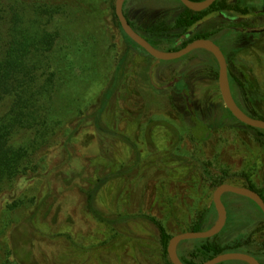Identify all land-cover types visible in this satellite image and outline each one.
I'll return each instance as SVG.
<instances>
[{
	"label": "rangeland",
	"instance_id": "1",
	"mask_svg": "<svg viewBox=\"0 0 264 264\" xmlns=\"http://www.w3.org/2000/svg\"><path fill=\"white\" fill-rule=\"evenodd\" d=\"M45 1L64 6L60 15L44 20L47 28L60 33L56 53L77 61L74 68L82 64L90 67L100 59L105 76L64 89L55 106L63 118L66 112L70 113L68 118L72 115L73 123H68L61 135L67 138L74 132V140L70 153L51 148L49 169H73L80 177L71 185L63 184L50 198L47 194L51 188L41 179L20 180L0 196V230L7 224L0 234L1 258L6 259L16 249L19 253L31 250L33 264H168L162 255L160 231L145 216L162 222L173 237L191 232L199 216L207 211L209 223L204 230L217 224L220 212L213 201L217 189L214 181L238 187L252 185L255 191L264 193V136L240 121L217 128L208 138H199L191 130L194 123L186 109L185 91L175 81L181 78L202 120L223 112L226 105L219 86V66L212 53L197 49L184 58L161 61L152 67L155 58L132 40L128 42L120 31L116 0ZM126 1V12L141 35L145 17L150 25L168 23L184 8L178 0ZM227 1L240 3L243 8L247 4L251 14L245 16L244 24L225 25L212 40L223 52L232 50L229 67L233 82L238 81L245 89L241 87L239 94L241 109L264 120V15L260 13L264 0ZM231 13L240 15L231 11L227 14ZM241 27L247 32L240 33ZM156 48L174 52L181 45L166 38ZM122 59V75L102 120L111 128L108 137L93 125L92 104L112 84ZM246 75L255 78L256 88L247 82ZM115 109L119 110L117 119H113ZM82 119L84 122L77 124ZM103 147L118 166H132L138 157L137 170L106 184L98 197V207L105 216H140L115 226L93 218L78 187L89 183L87 177L101 165ZM50 180L52 189L57 190L52 174ZM223 201L228 215L257 213L256 205L246 197L224 193ZM29 219L33 233L26 225ZM235 232V228L226 232L224 239ZM242 233L249 239L247 250L258 254L264 251V220L246 224ZM194 243L180 242L179 255L190 258ZM10 257L14 261V256ZM220 264L248 263L236 260Z\"/></svg>",
	"mask_w": 264,
	"mask_h": 264
},
{
	"label": "trees",
	"instance_id": "2",
	"mask_svg": "<svg viewBox=\"0 0 264 264\" xmlns=\"http://www.w3.org/2000/svg\"><path fill=\"white\" fill-rule=\"evenodd\" d=\"M178 1L181 3L180 0ZM191 1L204 3L207 0ZM243 6L245 8L241 7L240 3L218 0L202 12H194L183 5L184 8L178 12L173 21L161 24L155 32L160 36L171 34L189 35L192 33L193 36L182 43L181 48H184L195 39H212L210 37L223 31L225 24L219 17L214 16L206 19V16L229 11L236 12L244 17L251 14L248 5L243 4ZM63 7L45 0H0V196L15 188L20 180L34 181L41 179L48 182V187L51 188V191L47 194V197L50 198L56 195V191L63 184L71 185L78 176L80 177V174L78 175V172L73 169L65 170L57 169V167L49 169L51 148L59 147L58 150L70 153V147L73 145L74 140V132L67 138L61 135L62 131L67 130V124L73 123L72 115L68 118L70 113L66 112L63 118L55 106L58 104L60 94H63L64 89L73 88L77 83H83L84 80L92 82L95 77L101 76L103 79L105 75H103L102 67L99 66L103 64L99 58H97L99 61H95V59V63L91 65L89 63L90 67L82 64L80 68L79 66L74 68L73 64H76L77 61L74 63L69 55L60 56L56 53L60 33L47 28L44 20L60 15L64 12ZM125 7L126 3L124 12L127 17ZM260 13L264 14L263 11ZM115 17L120 31L129 42L128 39L130 38L123 31L116 12ZM132 24L134 25V23ZM220 42L223 45H228L227 42ZM151 44L157 47L160 42L155 39ZM231 52L232 50L227 48L224 50L228 58V64L231 60ZM145 54L149 55L147 52ZM213 58L217 63L214 56ZM123 65L122 59L118 63L112 84H109L98 100L92 104L94 111L90 117L93 125L108 137L111 136V128L109 125H104L102 120L104 112H106L114 97L119 78L122 75ZM232 76L229 67L231 90L236 103L242 108L239 94L243 85L239 86L238 81L233 82L234 77L232 78ZM81 78L82 80H80ZM246 78L253 88L257 87V82L252 75H246ZM180 79L175 82L182 83ZM244 90L243 87L242 91ZM183 91H185L186 109L194 123L191 130L194 134H199V138H201V135L204 138L210 137L213 131L219 127L230 125L231 121L238 122L227 108L209 120H202L200 111L191 105L185 87ZM87 107H89V104ZM118 111L115 109L113 119H117ZM79 113L75 112L78 116ZM256 118L262 119L259 116ZM83 122L84 119L78 121L77 124L80 125ZM247 127L262 137L264 136V130ZM105 148L103 147L100 154L101 165L96 167V170L87 177L89 183H83V186L78 185V187L87 200L88 209L93 218L106 226H115L124 224L127 220L137 219L140 216H120L114 219L111 216L110 218L109 215L105 216V213L100 210L97 200L106 184L112 180L130 176L137 170L138 157L132 166H118L114 164L111 152ZM51 174L58 183L57 190L52 189ZM214 183L216 187L221 185L218 181H214ZM248 188L255 191L252 185H249ZM259 194L264 200V193ZM252 203L254 202L252 201ZM254 204L258 208L254 216L246 212L245 215L240 213L239 216L229 214L226 227L220 234L209 239L194 240V249L190 258L181 255V260L185 264H202L220 254L243 252L254 256L262 264L264 251H260L258 254L247 250L249 239L245 234L246 238L240 234L246 224L250 225L253 222L264 220L262 210L256 203ZM209 214L208 211L201 214L193 224L191 231H203L209 223ZM47 216L45 217L47 218ZM145 217L158 227L162 255L168 264H172L167 253L172 237L167 228L156 218ZM30 221L32 222V219H29V225H26L32 231L33 227ZM2 225L4 227L0 230V234L7 224ZM234 228L236 232L229 238L224 239L223 235ZM22 229L25 232L23 227ZM25 242L29 243V241ZM9 254L14 256V261L11 260L10 255L6 259L0 256V264H33L34 262L31 250L26 253H19L14 249V252Z\"/></svg>",
	"mask_w": 264,
	"mask_h": 264
},
{
	"label": "water",
	"instance_id": "3",
	"mask_svg": "<svg viewBox=\"0 0 264 264\" xmlns=\"http://www.w3.org/2000/svg\"><path fill=\"white\" fill-rule=\"evenodd\" d=\"M181 3L191 11L202 12L210 8L218 0H207L204 3H195L191 0H180ZM126 0H116L115 12L120 22V25L125 34L134 41L137 45L143 48L150 56L156 59L157 63L161 61H172L181 59L197 49H205L212 53L217 60L219 66V86L220 91L226 105V108L234 115V117L246 126L264 130V120L249 116L246 114L236 103L230 86L229 77V64L227 57L219 45H217L212 39H197L184 48L174 52H163L154 47L148 40L143 38L130 24L127 17L125 16L124 6ZM258 33V30H254ZM224 193H233L235 195L246 197L252 200L262 210L264 214V200L261 195L248 188L238 187L230 184H221L217 187L213 201L215 206L220 212L219 221L217 224L207 230L200 232H185L182 234L175 235L171 238L167 253L169 260L172 264H185L178 253L179 243L185 240H200L213 238L220 234L226 227L228 220V210L223 201ZM244 261L248 264H261L257 258L250 254L242 252H228L220 254L215 258L205 261L202 264H220L227 261Z\"/></svg>",
	"mask_w": 264,
	"mask_h": 264
},
{
	"label": "flooded vegetation",
	"instance_id": "4",
	"mask_svg": "<svg viewBox=\"0 0 264 264\" xmlns=\"http://www.w3.org/2000/svg\"><path fill=\"white\" fill-rule=\"evenodd\" d=\"M126 4H127V1H126ZM126 8V7H125ZM169 12H174V10H170ZM168 13V12H167ZM228 13V12H227ZM227 13H213V14H211L210 16L213 18L214 16H216V17H219L222 21H223V24H225V25H227V24H231V23H240V24H244L245 22H246V20H247V18L246 17H244V16H235V15H232V13L231 14H227ZM234 13V12H233ZM236 13V12H235ZM263 13H264V11H263ZM126 15H127V19H128V21L130 22V24L132 25V27L135 29V28H137L136 26H134L132 23V20H131V18H130V16L128 15V13L126 12ZM145 15L146 16H148L149 15V12L148 11H145ZM264 15V14H263ZM176 17V16H175ZM146 18V20H145V24H143V28L142 29H140V31L142 32V34H144V35H141L143 38H151L153 41L155 40V39H158L159 40V42L161 43L162 41H163V39H172V40H175V41H177L181 46H182V43L187 39V38H189V37H191V36H193L192 35V33H190L189 35H186V34H171V35H162V36H160V35H158V34H156V30H158V27L161 25V24H163V23H166V21H163V22H157V24L156 25H150V24H148V21H149V19L147 18V17H145ZM173 19H175V18H173ZM156 20H158V19H156ZM173 21V20H172ZM171 22V19H170V21H168V23H170ZM136 30V29H135ZM264 31V30H263ZM239 32H241V33H246L247 32V29H245V28H243V27H241V28H239ZM252 33H255L254 32V30L252 31ZM217 35H215V36H212V37H210V38H217L216 37ZM219 38V37H218ZM146 40H148V39H146ZM195 40H197V39H195ZM195 40H193V41H195ZM192 41V42H193ZM151 43V42H150ZM155 47V46H154ZM182 49V48H181ZM194 52V51H193ZM191 54V53H190ZM188 56V55H187ZM152 57V56H151ZM186 57V56H185ZM184 58V57H183ZM156 64H161V63H157V61H156V59H155V63L153 64V66L152 67H154ZM151 71H153V70H151ZM180 86H183V90H184V84H182V83H180ZM230 86H231V77H230ZM185 89H187V88H185ZM234 97V96H233Z\"/></svg>",
	"mask_w": 264,
	"mask_h": 264
}]
</instances>
